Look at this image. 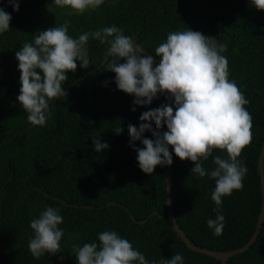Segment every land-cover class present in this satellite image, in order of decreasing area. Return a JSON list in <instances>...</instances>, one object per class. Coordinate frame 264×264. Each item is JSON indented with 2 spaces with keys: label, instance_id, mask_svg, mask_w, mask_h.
<instances>
[{
  "label": "trees",
  "instance_id": "1",
  "mask_svg": "<svg viewBox=\"0 0 264 264\" xmlns=\"http://www.w3.org/2000/svg\"><path fill=\"white\" fill-rule=\"evenodd\" d=\"M0 8L12 16L10 30L0 34V264H78L73 245H99L103 231H116L129 240L150 264L175 253L183 255L184 264H220L189 250L166 220L150 216L167 213L166 166H157L151 175L141 171L137 153L129 146L128 125L139 127L140 115L167 104L166 96L158 94L144 107L134 105L135 97L118 90L115 73L106 71L110 56L89 73L106 56L108 45L90 38L89 68H81L77 61V70L67 73L68 95L50 101L52 115L46 126L28 122L17 101L21 74L15 53L24 43H34L38 31L61 26L65 20L73 38L115 25L159 60L155 48L173 31L191 29L227 45L222 54L228 59L229 79L249 101L244 107L253 125L251 144L238 157L248 170L243 190L223 197L225 227L215 236L207 226V220L216 217L211 199L215 181L190 173L194 162L181 161L171 149L170 200L177 223L196 246L226 252L248 240L261 206L256 164L264 140V11L251 0H105L97 10L82 15L56 6L54 0H19L18 12L8 0H0ZM119 127L123 132L117 135ZM161 131H167L166 126ZM95 137L109 149L97 153ZM144 137L153 138L151 132ZM135 147L143 145L136 141ZM217 155L227 158L226 150L215 149L203 162L206 170H214ZM46 207L59 209L64 236L60 253L36 259L28 247L34 236L30 221ZM226 264H264V220L253 243Z\"/></svg>",
  "mask_w": 264,
  "mask_h": 264
},
{
  "label": "clouds",
  "instance_id": "2",
  "mask_svg": "<svg viewBox=\"0 0 264 264\" xmlns=\"http://www.w3.org/2000/svg\"><path fill=\"white\" fill-rule=\"evenodd\" d=\"M104 2L54 0L56 6L69 7L81 15L97 10ZM8 3L14 11H19V0H8ZM251 3L257 10L264 11V0H251ZM11 19L12 16L0 8V34L10 30ZM68 29L69 22L65 20L61 26L38 31L34 43H24L15 53L21 74L17 101L26 111L28 122L33 126H46L52 115L50 101L68 95L64 89L67 73L77 70V61L81 68H89L87 44L90 38L108 45L106 56L112 59L106 61V71L115 73L118 90L135 97L134 105H151L158 94L173 99L172 105L162 104L143 112L139 127L128 125L129 146L137 153L139 168L151 175L157 166H171L170 147L181 161L194 162L190 173L201 178L209 176L215 181L211 199L216 205V217L208 219L207 226L215 236L222 235L225 227L221 213L223 197L231 196L233 190H243L248 170L238 157L253 139L252 117L244 107L249 101L236 82L229 79L228 59L222 54L227 51V45L217 44L214 38L191 29L173 31L155 48V56L160 58L157 63L115 25L84 32L78 38L70 36ZM135 110L133 107L132 111ZM165 126L167 131H161ZM122 132V127L115 131L117 135ZM145 132H151L153 138H145ZM92 141L97 153L110 147L99 137ZM136 141L143 147H135ZM215 149L226 150L227 158L215 156L216 167L206 170L203 162ZM62 223L59 209L53 207H46L39 218L30 221L34 236L28 247L34 258L39 259L45 253H60L64 236L59 227ZM98 240L99 245L95 242L73 245L78 264H150L144 254L116 231H103L98 234ZM151 264H184V257L175 253L171 259L153 260Z\"/></svg>",
  "mask_w": 264,
  "mask_h": 264
},
{
  "label": "water",
  "instance_id": "3",
  "mask_svg": "<svg viewBox=\"0 0 264 264\" xmlns=\"http://www.w3.org/2000/svg\"><path fill=\"white\" fill-rule=\"evenodd\" d=\"M145 51V50H144ZM145 55H151L148 52L145 51L144 53ZM152 56V55H151ZM108 56H105L101 63L99 65H97L96 67H94L93 69L89 70L88 72L91 73L97 69H99L101 67V65H103V63L106 61ZM154 60L159 63V59L155 58L153 56ZM82 79L78 78L76 80L73 81V83L77 82L78 80ZM68 85L64 88L65 91L67 90ZM171 97L167 96L166 97V103L169 105H172L170 103ZM169 150H171V147L169 148ZM263 164H264V140L261 143L260 146V150L258 153V158H257V164H256V169H257V173H258V178H259V189H260V199H261V206H260V211L257 217V222L255 225V230H253L251 236L248 238V240L241 246L228 250L226 252H218V251H212L211 249H206V248H202L199 246H196L195 244H193L185 235V233L182 231V229L180 228L179 224L176 221L174 212L172 210V206H171V200H170V183H171V166H166V177H165V186H164V192H165V200H166V205H167V213L166 215H160L156 212H153L150 214H157L160 218L166 220L169 224L170 227L173 229V231L176 233V235L179 237V239L184 243V245L191 251L194 252H198L204 255H208L211 258H213L214 260L218 261L220 264H226L227 260L229 257L241 253L244 250H246L249 245H251L253 243V241L255 240L257 233L259 232V230L261 229L263 220H264V174H263ZM73 206H78L77 204H73ZM127 211V210H126ZM131 218L136 221L135 217L130 213ZM146 222L145 220H140L138 221V223H144Z\"/></svg>",
  "mask_w": 264,
  "mask_h": 264
}]
</instances>
